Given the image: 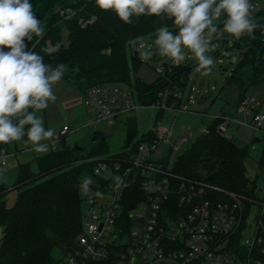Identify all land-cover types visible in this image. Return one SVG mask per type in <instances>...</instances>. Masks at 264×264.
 Returning <instances> with one entry per match:
<instances>
[{"label": "trees", "instance_id": "trees-1", "mask_svg": "<svg viewBox=\"0 0 264 264\" xmlns=\"http://www.w3.org/2000/svg\"><path fill=\"white\" fill-rule=\"evenodd\" d=\"M30 2L45 31L42 37L33 34L31 41L26 39V50L34 49L43 57L45 64L67 65L62 79L72 81L82 90L107 82L127 83L142 105H152L162 100L161 94L167 91L183 90L190 70L198 65H175L166 74L159 75L156 81L147 83L137 75L143 63L139 45L147 35L156 38V30L163 25H167L174 35L177 34L178 26L173 24L172 19L143 15L138 19L134 16L132 24H125L114 11L101 10L95 0ZM67 8L77 10L76 15L69 19L62 17L60 11ZM225 19L226 15L222 14L220 20H214L213 23L221 29ZM80 20L89 23L84 26ZM253 20L264 24V11L256 10ZM64 31H67V44L63 42ZM263 31L257 28L253 35L234 37L233 45L217 41L227 52L233 50L238 55L237 66L226 78L225 84L226 88H233L237 92L236 109L253 87L264 82ZM133 40L137 41L135 45L131 43ZM48 43L53 46L52 50ZM137 50L139 55H136ZM214 50L219 55L220 50L216 47ZM260 53L257 70L256 62ZM175 82L180 83V87ZM168 100L173 101L174 98ZM162 114L163 111L158 110L156 120ZM13 122H18V118L14 117ZM123 123L127 144L123 151L111 155L114 157L128 156L126 149L132 144L133 154H136L139 143L146 140L147 136L152 138L151 132H139L135 115L126 118ZM221 123L222 119H213L206 131L176 158L170 168L185 178L252 196L258 184L247 176L246 160L250 148L222 137L217 132ZM29 127L25 125V133ZM106 136L104 132L93 133L92 144L88 149L55 148L48 155L36 157L33 162L19 163L13 186L18 194L12 207H8L6 201L10 188L0 180V264H56L72 251L84 227V200L80 185L86 176L92 174L96 165L90 159L109 156L110 144ZM24 138L27 148H30L32 143L26 134ZM170 153L171 150L164 158L165 167H169ZM33 163L37 167L36 171L32 169ZM263 165L264 147L260 166ZM139 176L126 187L124 202L127 208L135 206L146 196ZM215 197L220 201L229 200L224 194H215ZM55 250L59 251L60 258L55 257ZM115 260V256L111 255L106 260L87 264H116Z\"/></svg>", "mask_w": 264, "mask_h": 264}, {"label": "built area", "instance_id": "built-area-1", "mask_svg": "<svg viewBox=\"0 0 264 264\" xmlns=\"http://www.w3.org/2000/svg\"><path fill=\"white\" fill-rule=\"evenodd\" d=\"M261 1L264 0L251 2V19ZM76 13L73 8L60 11L65 19ZM80 23L86 26L89 21ZM205 36L208 37L206 31ZM148 39L141 41L140 50L147 47ZM214 45L220 50L219 55L224 52V46L217 42ZM183 50H188V58H195L189 49ZM228 58L232 63L229 55ZM175 65L174 61L162 64L156 72L164 75ZM181 93L167 91L161 94V102L142 105L130 86L89 87L84 90L83 104L89 113L84 128L115 126L143 107L180 111L177 100L182 98ZM169 97L174 100L169 101ZM260 108L257 95L248 94L236 109L238 117L220 116L222 123L217 132L234 140L230 123L263 131L264 112ZM71 132L72 128L64 125L53 138L55 144L67 139ZM150 132L152 138L147 136L139 143L136 154L132 144L126 149L128 156L90 160L96 165L81 182L88 178L92 181L87 193L81 191L83 231L72 251L56 264H87L111 255L116 264H264V190L257 185L252 196L236 194L175 174L164 166L165 154L185 140L171 143L173 129L169 127L155 126ZM162 146L165 149L161 150ZM9 156L8 149L1 146L0 167L7 165ZM136 176L142 179L146 196L127 208L126 187ZM97 192L102 195L97 196ZM215 194H224L229 200L220 201Z\"/></svg>", "mask_w": 264, "mask_h": 264}, {"label": "clouds", "instance_id": "clouds-1", "mask_svg": "<svg viewBox=\"0 0 264 264\" xmlns=\"http://www.w3.org/2000/svg\"><path fill=\"white\" fill-rule=\"evenodd\" d=\"M95 4L101 10L114 11L125 24H132L134 16L138 19L143 15L172 19L178 26L177 34L167 25L156 30L154 43L160 55L179 63L185 59L182 49L187 48L198 61L197 71L203 69L205 75L213 63L206 53L216 47L205 36V30L209 36L217 33L220 26L214 20L226 15L223 32L236 38L253 35L257 28L264 29V24L250 18L253 7L250 0H95ZM32 8L30 0H0V144L19 141L26 134L32 150L45 153L50 144L41 141L54 145L55 133L51 128L45 129L36 111L46 109L49 101L56 100L53 85L62 79L67 65L45 64L34 49L26 50V39L31 41L33 34L42 37L45 31ZM136 42L131 41L133 45ZM143 55L148 57L152 53ZM14 117L18 122H13ZM25 125H30L26 133ZM91 183L90 178L85 179L80 185L81 191L87 193Z\"/></svg>", "mask_w": 264, "mask_h": 264}, {"label": "rangeland", "instance_id": "rangeland-1", "mask_svg": "<svg viewBox=\"0 0 264 264\" xmlns=\"http://www.w3.org/2000/svg\"><path fill=\"white\" fill-rule=\"evenodd\" d=\"M206 32L211 44L217 41H225L233 45L234 36L223 32V28L218 29L217 33L211 36H209L208 31ZM145 38L149 39L146 42L147 47L140 50V59L143 63L137 75L145 82L152 83L159 77L156 72V67L162 64H169L173 60L170 57L160 55L158 46L154 43L155 37L147 35ZM63 42L67 44V31H64ZM48 46L50 50L53 49L50 43H48ZM145 52H151L152 55L146 57L143 55ZM183 52L185 54V59L179 63H175L177 66L183 65L192 67L198 63L196 58H188V50H183ZM228 52V55H230L233 60L232 63L229 62L227 50L225 49L220 55H216L215 50L206 53V55L211 56L213 59V63L207 75L204 74L205 70L203 69L197 71V67L190 70L187 84L185 88L181 90L182 98L179 99V104L177 103L180 111L160 109L163 111V114L158 120H156L158 110L155 107H143L136 112L137 127L140 133L150 132L155 126L169 127L173 129L171 143L176 144L182 138L185 140L177 149H171L168 162L169 167H172L176 158L184 152L199 135L206 131L207 125L213 119H221L220 116H229L228 114H234L235 112V115H238L236 111L237 92L233 88L225 87L226 78L237 66L238 55H236L233 50ZM105 84L118 85L125 89H129L127 83L107 82ZM175 85L180 87V83L175 82ZM53 93L56 96V100L49 101V106L46 109L36 111V115L42 117L43 125L46 130L48 128L54 130L55 136L65 124H68L72 128L69 137L58 141L54 145L55 148L63 150L74 147L77 149H88L92 144L91 135L96 132H104L110 144L109 156L93 159L115 158L111 155L117 154L125 149L127 137L124 123L115 126L98 124L95 129L84 128L89 121L88 110L83 104L84 90L72 81L61 79L53 85ZM249 94L257 95L261 102L260 110L264 112V82L253 87L249 91ZM159 101L161 102L162 100ZM229 132L234 135V141L239 146H249V156L246 160L247 176L251 180H254L258 184V187L264 190V165L260 166L264 147V130L256 132L249 127L230 123ZM256 139H259V142H255ZM49 142L50 141H41V143ZM1 146L7 147L12 152V155L8 157L7 165L0 167V180H4L6 185L10 188L9 193L6 195L7 206L12 207L15 204L18 194V190L13 189V186L17 178V166L19 160H21L20 156L17 157L16 150H18L20 155L24 152H28L27 145L25 138L22 137L19 141L0 144V147ZM163 149H165V146H162L161 150ZM167 154L168 153L165 155ZM32 168L34 171L37 170L34 164H32ZM54 255L57 258L61 257L58 250H55Z\"/></svg>", "mask_w": 264, "mask_h": 264}, {"label": "crops", "instance_id": "crops-1", "mask_svg": "<svg viewBox=\"0 0 264 264\" xmlns=\"http://www.w3.org/2000/svg\"><path fill=\"white\" fill-rule=\"evenodd\" d=\"M258 10H263L264 11V1H262L260 3V6L258 8ZM264 32V31H263ZM236 113V112H235ZM235 113H231V114H228L229 116L231 117H238V115H235ZM65 125H68V124H65ZM50 146H49V150L45 153H38V152H35L32 150L33 148V145H31L30 148H27V151L28 152H24L23 154H19L18 150H16V155H18L17 157H21V160H19V163H27V162H33V160L38 157V156H43V155H48L50 154L54 148L53 146L51 145V143L49 142ZM7 148V147H6ZM8 149V148H7ZM9 153H10V156L12 155V152L8 149ZM35 165V163H33ZM36 166V165H35ZM37 168V167H36ZM33 169V168H32ZM34 170V169H33ZM4 181V180H3Z\"/></svg>", "mask_w": 264, "mask_h": 264}, {"label": "water", "instance_id": "water-1", "mask_svg": "<svg viewBox=\"0 0 264 264\" xmlns=\"http://www.w3.org/2000/svg\"><path fill=\"white\" fill-rule=\"evenodd\" d=\"M136 55H139V50L136 51ZM260 59H261V53L259 54L257 62H256V69L257 70L259 68ZM255 142H259V139H256Z\"/></svg>", "mask_w": 264, "mask_h": 264}]
</instances>
